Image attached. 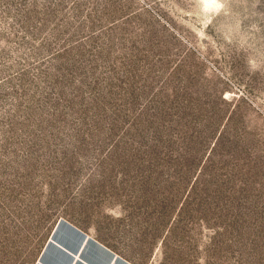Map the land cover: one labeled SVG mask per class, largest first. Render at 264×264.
I'll return each mask as SVG.
<instances>
[{"label": "rangeland", "instance_id": "obj_1", "mask_svg": "<svg viewBox=\"0 0 264 264\" xmlns=\"http://www.w3.org/2000/svg\"><path fill=\"white\" fill-rule=\"evenodd\" d=\"M0 264H264V0H0Z\"/></svg>", "mask_w": 264, "mask_h": 264}]
</instances>
